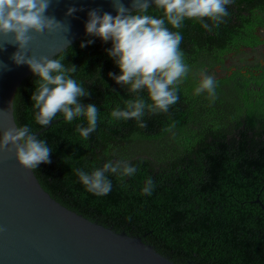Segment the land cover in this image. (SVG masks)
<instances>
[{"label": "trees", "instance_id": "obj_1", "mask_svg": "<svg viewBox=\"0 0 264 264\" xmlns=\"http://www.w3.org/2000/svg\"><path fill=\"white\" fill-rule=\"evenodd\" d=\"M149 7L162 18V10ZM226 10L218 26L208 18L186 19L174 29L183 37L180 50L190 71L166 112L145 110L141 121L112 118L126 100L151 101L143 89L132 92L109 76L120 75L107 54L111 41L87 34L53 58L77 68L72 78L90 93L81 103L98 109L87 139L77 131L87 126L84 117L69 123L57 114L45 127L36 123L33 73L13 102L17 127L27 125L53 148L51 162L32 169L52 199L89 221L139 237L178 264H264V64L243 62L215 80L214 99L195 91L201 70L209 74L242 49H264V0H232ZM109 161H124L137 171L123 177L106 173L111 191L88 192L76 169L90 173ZM148 178L154 183L151 195L142 191Z\"/></svg>", "mask_w": 264, "mask_h": 264}, {"label": "clouds", "instance_id": "obj_2", "mask_svg": "<svg viewBox=\"0 0 264 264\" xmlns=\"http://www.w3.org/2000/svg\"><path fill=\"white\" fill-rule=\"evenodd\" d=\"M50 0H0V35L12 34L13 42L19 49L13 59L17 64H26L37 77L35 90L31 96L32 106L36 109L35 121L40 126H47L55 120L57 114H62L67 122L77 117H84L87 126H77L80 136L87 139L95 131L98 121L96 105L81 103V97L90 95L85 87L79 84L71 74L75 66L66 67L63 58L49 59L42 57L25 58L24 49L32 39L30 33L38 35L52 31L61 24L54 18L45 15ZM232 0H153L154 8L162 10V18L149 13L148 0H133L134 13L115 0L116 15L99 14L97 10L88 13L85 24L87 35L99 38L103 42L111 41L107 50L119 69L120 75L109 73V76L119 85L128 86L130 91L144 90L151 103L136 98L126 100L122 110L117 106L111 112L116 120L135 119L141 121L145 110L149 112H166L169 106L177 103L179 97L178 85L190 71L180 50L182 35L174 29L182 27L186 19L208 18L217 26L229 13L226 5ZM76 9H69L72 14ZM204 28L209 29L205 23ZM93 43L89 40L81 44L85 47ZM195 91L197 94L207 92L215 98L217 82L214 77L204 74ZM144 128L143 122L138 124ZM14 151L18 164L28 170L36 169L39 164L50 163L53 148L47 142L37 138L31 129L25 125L10 128L0 136V150L9 148ZM137 169L124 161H109L101 168L90 173L76 169L79 181L86 190L97 196L107 195L112 183L106 173L132 176ZM154 183L151 178L146 180L143 194L151 195Z\"/></svg>", "mask_w": 264, "mask_h": 264}, {"label": "water", "instance_id": "obj_3", "mask_svg": "<svg viewBox=\"0 0 264 264\" xmlns=\"http://www.w3.org/2000/svg\"><path fill=\"white\" fill-rule=\"evenodd\" d=\"M148 2L154 5L153 0ZM120 3L128 12L135 11L133 0ZM73 8L76 11L68 14ZM91 10L117 14L115 0H50L45 15L61 25L38 35L30 33L25 58L53 59L66 50L86 35ZM13 40L12 34L0 35V136L17 127L15 93L32 74L26 64L13 59L22 51ZM9 149L0 150V264H178L139 237L118 233L61 206Z\"/></svg>", "mask_w": 264, "mask_h": 264}, {"label": "rangeland", "instance_id": "obj_4", "mask_svg": "<svg viewBox=\"0 0 264 264\" xmlns=\"http://www.w3.org/2000/svg\"><path fill=\"white\" fill-rule=\"evenodd\" d=\"M262 39L264 40V35L260 32ZM249 63L256 65L257 63H264V49L260 47L255 51H249L248 49H242L239 54H230L225 59V68L219 69L215 68L209 71V74L214 77L215 80L224 77V75L229 74L232 71V68L237 67L241 68L242 63ZM202 78V75L200 76Z\"/></svg>", "mask_w": 264, "mask_h": 264}, {"label": "flooded vegetation", "instance_id": "obj_5", "mask_svg": "<svg viewBox=\"0 0 264 264\" xmlns=\"http://www.w3.org/2000/svg\"><path fill=\"white\" fill-rule=\"evenodd\" d=\"M263 64H264V63L261 62V65H263ZM215 68L224 69V68H225V61H224V63H223L222 65H220V66H216ZM215 68H214V69H215ZM237 70H239V68H238L237 65H236V67L232 68V71H231L229 74H226V75L230 76V75L232 74V72L237 71Z\"/></svg>", "mask_w": 264, "mask_h": 264}]
</instances>
